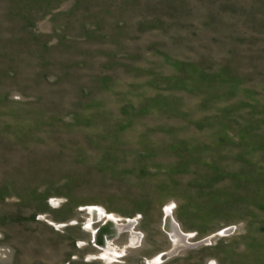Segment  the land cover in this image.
I'll use <instances>...</instances> for the list:
<instances>
[{"label": "rangeland", "instance_id": "1", "mask_svg": "<svg viewBox=\"0 0 264 264\" xmlns=\"http://www.w3.org/2000/svg\"><path fill=\"white\" fill-rule=\"evenodd\" d=\"M0 264H264V0H0Z\"/></svg>", "mask_w": 264, "mask_h": 264}, {"label": "bare ground", "instance_id": "2", "mask_svg": "<svg viewBox=\"0 0 264 264\" xmlns=\"http://www.w3.org/2000/svg\"><path fill=\"white\" fill-rule=\"evenodd\" d=\"M171 219V216L168 217V221ZM174 219V218H173ZM173 222V223H172ZM172 222H167V226L168 228L170 229V231L172 233H174V236L176 237V239L178 240V242H181V243H189V240L187 241L186 240V236L185 233L183 234L182 232L180 233V229L177 227V223L175 224V220H172ZM114 223L116 224V227L118 228L117 231L121 230V229H126V228H130L131 232H132V237H133V243L137 242L139 240V237H140V233L137 232L135 230V228H133L134 226V223H135V220L133 219H128L127 222H121L119 221V223L115 222ZM176 225V226H175ZM171 227V228H170ZM179 229V230H178ZM112 231V228L108 225L105 226L104 229H102V233L104 234H108L109 232ZM184 237V238H183ZM111 242V239L110 237H108L107 239V244ZM162 258H166V253L162 255Z\"/></svg>", "mask_w": 264, "mask_h": 264}, {"label": "water", "instance_id": "3", "mask_svg": "<svg viewBox=\"0 0 264 264\" xmlns=\"http://www.w3.org/2000/svg\"><path fill=\"white\" fill-rule=\"evenodd\" d=\"M101 227H103V225Z\"/></svg>", "mask_w": 264, "mask_h": 264}]
</instances>
